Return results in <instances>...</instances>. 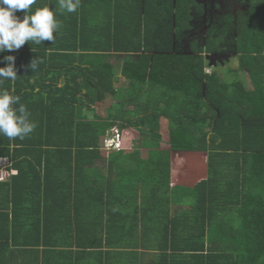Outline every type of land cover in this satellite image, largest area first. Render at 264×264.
<instances>
[{"label": "trees", "instance_id": "trees-1", "mask_svg": "<svg viewBox=\"0 0 264 264\" xmlns=\"http://www.w3.org/2000/svg\"><path fill=\"white\" fill-rule=\"evenodd\" d=\"M238 4L186 42L195 0H80L74 13L36 0L61 27L55 41L0 53V67L13 55L17 69L0 90L37 124L24 139L0 136L16 172L0 189L5 208L25 210L42 264H264V0ZM213 54L236 65L206 73ZM113 129L135 133L131 150H100ZM184 154L204 155L206 177L172 186Z\"/></svg>", "mask_w": 264, "mask_h": 264}, {"label": "clouds", "instance_id": "clouds-1", "mask_svg": "<svg viewBox=\"0 0 264 264\" xmlns=\"http://www.w3.org/2000/svg\"><path fill=\"white\" fill-rule=\"evenodd\" d=\"M34 4L36 0H0V53L18 50L26 42L41 45L44 41H55L54 32L58 33L61 24L55 18L54 11L49 6L37 7L33 11ZM56 6L62 13H74L80 7V0H56ZM20 11L24 13L22 19L16 15ZM3 60L6 65L0 67V82L15 81V57L6 55ZM42 63L43 59L36 57L28 67L35 72ZM30 117L31 113L26 105L20 103L19 96L7 89L0 90V136L9 139L30 136L37 127Z\"/></svg>", "mask_w": 264, "mask_h": 264}, {"label": "crops", "instance_id": "crops-1", "mask_svg": "<svg viewBox=\"0 0 264 264\" xmlns=\"http://www.w3.org/2000/svg\"><path fill=\"white\" fill-rule=\"evenodd\" d=\"M195 1L198 2V0ZM216 65L218 64H215L211 68L215 69L217 67ZM207 69L208 68L205 69V72ZM119 75H120V70H118L117 72L118 82L115 84L116 87H119L120 85L123 84V83L121 84ZM84 114L87 116H92V113L89 111H84ZM198 155L203 157L202 162H199L195 159L197 155L189 156L187 159H183L178 155L177 157H175L176 158L175 160L171 161L170 177H171L172 186L176 185V186L191 187L198 181L205 179L206 169H205L204 155L202 154H198ZM12 174L15 175L16 172H11L9 174L7 169V177L3 181L0 180V186L5 185L6 181L9 178V175ZM18 185L17 183L14 184V189H16ZM5 196L6 194L4 193V191L3 190L1 191L0 189V264L44 263V261H42L43 246L42 244L38 246L37 243L38 241L36 240L37 233H35L34 237L33 235L32 236L26 235L27 231L24 228L28 226L27 225L28 223H26L27 219L26 221L24 220V218L27 217V216L25 217L26 215L25 210H22L20 214V213H15L16 211H12L11 206L5 208V206H3V204H5L6 202ZM21 222L24 223L21 224ZM46 263L53 264V262L50 261Z\"/></svg>", "mask_w": 264, "mask_h": 264}, {"label": "rangeland", "instance_id": "rangeland-1", "mask_svg": "<svg viewBox=\"0 0 264 264\" xmlns=\"http://www.w3.org/2000/svg\"><path fill=\"white\" fill-rule=\"evenodd\" d=\"M199 1V0H198ZM204 1V0H202ZM205 2V1H204ZM231 2H229L228 6L225 5L224 7H220L219 9H215L213 7H209L207 8V15L208 16L210 13L213 15L215 13H223V14H234L236 11H238L240 8H242L240 5H238V3H233L230 4ZM222 6V3H221ZM216 15V14H215ZM209 18V17H208ZM203 19V20H202ZM206 18H198L197 16L194 17V20L192 21L191 24V28L192 30L187 34L186 37V42L188 40H196V41H202L204 38V34H205V30H206ZM186 44V43H185ZM188 48V46L185 47L184 45V49L186 50ZM236 53H233L232 55L234 56ZM136 56H127L123 61H122V66L120 69V75H119V79L121 81V84L125 83L126 78H127V64L126 63H132L135 60ZM207 61H208V66H210V68H208L206 70L207 73L211 72L213 70V67L215 64H218L219 66H217L215 69L216 71L221 72V74H225V71L230 68L231 66H235L236 63L234 61V59H227L226 56H221V55H213V56H209L207 57ZM225 62V63H222ZM221 63V64H220ZM242 75L240 76L241 79L244 81V83L246 84L247 87H249V83H248V78L245 76V73H241ZM223 77V76H222ZM224 80H229V77H226L224 75ZM128 79V78H127ZM124 81V82H123ZM122 84V85H123ZM121 86V85H120ZM264 88V87H263ZM264 90V89H263ZM106 107L107 105H101L99 107H97V109L94 110V112H96L99 116L103 117L104 115H106ZM160 131H161V135H162V141L163 143L166 142L167 140V125L166 122L164 120L161 121V126H160ZM112 133H110V131H108L105 135L101 136L99 138V146H100V150L103 152H108V145H103L105 142L106 144L111 143L112 140H116L118 138V136L113 134V130L111 131ZM115 136V137H114ZM135 137V133L132 131H126L123 133L119 134V150H131L132 146H133V140ZM114 138V139H112ZM105 141V142H104ZM117 142V141H116ZM118 143V142H117ZM162 148H166V145L162 144ZM110 151V150H109ZM142 156H145V153L142 152ZM183 159H187L189 156L188 154H184L181 156ZM197 161L202 162L203 161V157L200 155H197L195 158ZM202 166V163H201Z\"/></svg>", "mask_w": 264, "mask_h": 264}, {"label": "flooded vegetation", "instance_id": "flooded-vegetation-1", "mask_svg": "<svg viewBox=\"0 0 264 264\" xmlns=\"http://www.w3.org/2000/svg\"><path fill=\"white\" fill-rule=\"evenodd\" d=\"M205 1V2H204ZM199 0L197 3L199 4L200 8H201V14H199L197 17L200 19V18H206V23H207V26H206V30L205 32L207 31V29L212 25V24H216L218 22H220V20L225 16V15H228V14H223V13H215V14H209L208 16H206L207 14V8L209 7H213L216 9H219L220 7H224L225 5L228 6L229 2H231L230 4H233V3H238V0ZM221 3H222V6H221ZM225 4V5H224ZM239 5V4H238ZM237 11L234 13V14H231V15H236ZM209 17V18H208ZM203 20V19H202Z\"/></svg>", "mask_w": 264, "mask_h": 264}, {"label": "built area", "instance_id": "built-area-1", "mask_svg": "<svg viewBox=\"0 0 264 264\" xmlns=\"http://www.w3.org/2000/svg\"><path fill=\"white\" fill-rule=\"evenodd\" d=\"M113 134L115 136L117 135L118 138H119V134H118V132L116 130H113ZM118 138L116 140H112V142L108 143V144H106V142L104 141L105 143L103 145H108L107 148L109 150H119L120 147L118 145L119 144ZM112 139H114V138H112ZM8 167H9V161L6 158H0V180L1 181H3L7 177V169H8Z\"/></svg>", "mask_w": 264, "mask_h": 264}]
</instances>
